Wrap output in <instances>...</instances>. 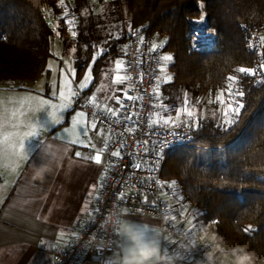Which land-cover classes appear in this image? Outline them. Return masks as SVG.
I'll return each instance as SVG.
<instances>
[{
  "label": "trees",
  "instance_id": "16d2710c",
  "mask_svg": "<svg viewBox=\"0 0 264 264\" xmlns=\"http://www.w3.org/2000/svg\"><path fill=\"white\" fill-rule=\"evenodd\" d=\"M64 1L77 13L86 0H0V81L33 79L44 71L55 32L45 9L58 15ZM114 1L123 6L127 22L109 50L95 59L94 71L108 54H120L126 30L132 27L146 34L162 33L164 54L174 57L166 67L172 79L161 78V100L173 90L196 96L225 90L227 77L239 74L235 69L251 67L252 54L244 46L240 23L251 27L264 23V0ZM201 4L205 24L214 34L209 48L192 44L193 21L201 18ZM92 20L79 18L75 59L79 69L92 60L96 47ZM242 90L245 107L237 122L227 126L223 115L220 121L206 116L196 120L200 127L191 142L166 155L160 176L179 182L186 198L208 222L216 221L214 230L226 240L248 244L264 257V86L244 76ZM249 225L254 231L245 234L242 229Z\"/></svg>",
  "mask_w": 264,
  "mask_h": 264
},
{
  "label": "crops",
  "instance_id": "0c3cea01",
  "mask_svg": "<svg viewBox=\"0 0 264 264\" xmlns=\"http://www.w3.org/2000/svg\"><path fill=\"white\" fill-rule=\"evenodd\" d=\"M57 34L60 42L65 44L58 31ZM110 57L111 63L105 57L96 71L92 65V78L87 86L82 88L75 83L73 92L91 94L96 105L107 113L109 107L117 109L116 98L124 96L122 83H114L118 74L116 64H123L122 46L120 54L116 52ZM91 63L93 57L88 65ZM101 73L105 75L101 77ZM119 74L123 75V68ZM42 75L43 72L17 84L0 81V264H53L50 247L67 245L75 231L86 222L105 164L103 148L108 132L92 129V122L86 115L78 117L77 114L84 111L74 105L73 97L59 102L57 93L60 88H54V95L50 96ZM80 77L76 76L75 80L80 82ZM53 113L59 123L52 121ZM169 116L168 111L156 116L154 120L159 123L154 126H169L171 123L164 125L162 122ZM171 118L176 119L173 111ZM40 126L41 136L25 141V159L18 154L16 140L33 127ZM84 128H87V134ZM43 140L58 143L66 152L58 164L52 162L51 173L40 183L31 179V165H40L46 159L42 153ZM85 144L94 148V155L100 152L101 164L76 156ZM128 214L134 219L143 217L150 225H159L154 216L131 211ZM154 235L150 230L149 238ZM117 254L119 250L115 248L112 255ZM83 260L80 257L75 264H83Z\"/></svg>",
  "mask_w": 264,
  "mask_h": 264
},
{
  "label": "built area",
  "instance_id": "2783aa9c",
  "mask_svg": "<svg viewBox=\"0 0 264 264\" xmlns=\"http://www.w3.org/2000/svg\"><path fill=\"white\" fill-rule=\"evenodd\" d=\"M64 9L58 15H51L49 9L45 14L49 18L52 27L64 29L67 32L77 31L80 23L76 12L71 5L64 1ZM66 11V12H65ZM199 20V19H198ZM71 21V23H69ZM243 31L244 46L252 54L251 67H257L262 62V45L264 44V23L257 27H251L243 22L240 23ZM202 29L211 31L210 35L203 36ZM199 34V36H198ZM143 37V42H141ZM214 40L213 31L206 26L205 20L201 24H194L192 27V44L197 48H209ZM249 43L255 48H249ZM153 44L157 47L153 51ZM164 35L160 32L146 34L135 27L130 28L122 44L123 55V76L130 77L122 83L124 90L133 100L121 98L124 108L120 115L112 117L111 113L101 110L95 103L91 94L78 91L73 96V103L79 106L86 117L95 122L96 129L108 132L109 136L103 148L105 157L104 168L99 180L98 193L92 204L86 222L80 226L65 246H51L49 249L53 264H75L80 257H83V264H106L113 257L112 251L116 247L98 249L89 248L85 241L93 233L105 238L106 233L99 232L98 224L114 205H120L128 211L154 216L158 219L159 225L174 233L177 243L163 241L162 247L169 252H179V240L187 233L189 221L198 223L200 220L208 221L201 215V210L195 208L186 198L182 185L173 179H163L160 171L166 155L182 145L189 144L193 132L200 127V123L192 121L191 118H181L175 125L172 123L164 128L149 126L150 120H154L164 109V103L157 97V84L160 85V68L162 63L160 57L164 54ZM231 76H241L234 74ZM252 84L264 86V76L257 74L249 76ZM244 76L234 84L242 90ZM231 83L228 79L225 82V104L226 110L228 101L227 86ZM242 100V98H239ZM128 113H133L132 122L125 123L120 119ZM225 116V115H223ZM138 118V119H137ZM120 120L117 124L116 120ZM195 122V124H194ZM139 142V143H137ZM121 145H126L121 150V158L113 157L112 152L120 150ZM82 158H91L94 155V148L82 147L79 149ZM141 164L140 169L134 165ZM124 193L123 199L116 194ZM96 209H99L97 212ZM139 210V211H138ZM169 217L166 224H163L162 217ZM175 217V219H173ZM213 230V226H210ZM117 240L114 233L108 234ZM206 249L202 246L193 252L183 253L177 264H196Z\"/></svg>",
  "mask_w": 264,
  "mask_h": 264
},
{
  "label": "clouds",
  "instance_id": "9594fccd",
  "mask_svg": "<svg viewBox=\"0 0 264 264\" xmlns=\"http://www.w3.org/2000/svg\"><path fill=\"white\" fill-rule=\"evenodd\" d=\"M33 136H41V133H34ZM65 152L66 149L58 143L43 140L42 153L46 159L40 165H31V179L43 183L52 171V162L58 164ZM168 219L167 215L163 216V224H166ZM212 224L214 221H189L187 233L179 240V252H169L162 247V239L177 243L174 233L163 225H150L143 217L134 219L126 209L116 205L99 222L98 229L102 233H114L125 242L119 254L106 261V264H177L183 253L193 252L200 246L206 251L196 260V264H264V257H259L248 244L231 243L218 231L213 230L210 227ZM150 230L155 234L153 238H149ZM112 243L111 239L101 238L97 233H93L85 241L89 248L94 246L98 249L108 248Z\"/></svg>",
  "mask_w": 264,
  "mask_h": 264
},
{
  "label": "rangeland",
  "instance_id": "374dc122",
  "mask_svg": "<svg viewBox=\"0 0 264 264\" xmlns=\"http://www.w3.org/2000/svg\"><path fill=\"white\" fill-rule=\"evenodd\" d=\"M124 13L125 12L123 6H121L120 3L115 2L114 0H86L85 3L79 6L78 12L76 13L78 20L79 18H83V20L86 22L88 18L92 17V21L95 24L94 44H96V47L93 51V55L95 54L96 57H99L103 54V52L109 50V46L113 42V39L119 36L121 31L123 30V23L125 24L127 22ZM128 30L129 28L126 30V32ZM57 31L60 33L61 38L65 44L60 42V40L57 38V36L59 35H56ZM72 32L73 31H61L60 28H57V30L54 32L53 36L50 39L51 54L47 59L46 66L42 75V78L44 80L43 82H45L49 87L50 96L54 95V88H60L59 92L57 93L59 102L65 101L61 98V91H64L66 95L69 93V90L71 91V93H73L75 90V83H77L79 86L85 83V76L88 74L89 66L93 65L92 68H94L93 63H91L90 65L84 64V66H82L80 69L76 67L74 60L77 58V43L76 36H73ZM75 32L77 33L78 30ZM200 34H202L203 36H207L211 34V31L202 29ZM80 49L81 55L83 56L85 46H80ZM105 55H107V53ZM110 55L111 54H108L107 56V60H109L108 63H111L112 60ZM79 75L81 76L79 79L80 82H77L75 78L76 76L79 77ZM101 75V77H103L105 74L101 73ZM167 76V68H165L164 72H162L161 74L162 80L164 77L165 81V78ZM11 82L12 84H17L24 82V80H15ZM57 84L59 85V87L57 86ZM70 84L72 85V87L70 86ZM221 91H224L225 93V90H223L222 88L196 96L189 91L173 90L171 91V94L166 97V100L164 98L163 100H161V102L164 103V109L162 110L161 114L164 115V112L168 111V115L171 116L172 111L176 113V111L179 110L182 118H189L184 111V99L186 96L189 101L187 108L188 110L194 112V117L191 118L192 121L199 120L200 118L205 116L213 117L216 121H220V115H224L225 110L216 98L221 93ZM225 98L226 94L224 95L223 99L225 100ZM209 101H211V103H209Z\"/></svg>",
  "mask_w": 264,
  "mask_h": 264
},
{
  "label": "snow or ice",
  "instance_id": "6c2138e0",
  "mask_svg": "<svg viewBox=\"0 0 264 264\" xmlns=\"http://www.w3.org/2000/svg\"><path fill=\"white\" fill-rule=\"evenodd\" d=\"M198 4H200V0H198ZM201 18L199 20H196V21H193V23L195 24H201L204 22V18L206 16V13L203 11V5L201 4ZM69 23H71V21H69ZM76 32L73 31L72 32V35L73 36H76ZM262 40H264V38H261ZM141 42H143V37H141ZM157 45L156 44H153V51H155ZM248 47L251 49V48H255L256 46L252 43H249ZM258 55H264V54H261L258 52ZM96 59V56L94 55L93 56V63ZM160 61L161 62H173L174 61V57L172 55H169V54H165V55H162L160 57ZM167 67V63H162V66L160 68V71L161 72H164L165 68ZM123 68V64L121 62H117L116 64V70H117V75L115 76L114 78V83H123L125 79H129L130 77H125L123 75H120L119 72L122 70ZM235 71L239 74H241V76H228L227 79L228 81H230L231 83H229V85L227 86V96H228V101H227V104H226V110L224 112V115L226 117V120L224 121L225 125L227 126H231L233 125L234 123L237 122V119L239 117V114L241 112V109H243L245 107L244 103L239 99V98H242L245 96V92L243 90H241L240 88L238 87H234V84L237 83V81L239 79H241L243 76H256L257 74H260L261 76H264V62H261L257 67H252V68H249V67H238L237 69H235ZM91 79V65L89 66V69H88V74L85 76V83L81 85V87H86L87 86V82H89ZM172 79L171 76H167L165 78V82H168ZM157 89H159V84H157ZM128 90L125 89L124 90V98L128 99V100H133V97L132 96H129L128 94ZM61 95V98L64 99V100H70L72 95H74L73 93H71V91L69 90V93L66 95L64 91H61L60 93ZM225 93L224 91H221V93L217 96V100L219 101V103L221 105H224L226 102L225 100L223 99ZM159 96V92L157 91V97ZM116 102L118 104L121 105V109L125 107V105L123 104V101L121 100V98L117 97L116 98ZM209 103H211V101H209ZM189 104V101L188 99L186 98L185 96V99H184V111L187 115V117L189 118H192L194 117V112L191 111V110H188L187 108V105ZM121 109H113V108H107V111L109 113H111V116L112 117H117L120 115V111ZM63 110V109H62ZM167 110V109H166ZM85 114L83 112H80L77 114L78 117H82L84 116ZM134 114L133 113H128L127 115L125 116H121L120 119L124 120L125 123L127 124L128 122H132V116ZM138 119V118H137ZM180 120V111L177 110L176 111V119L175 120H172L171 116H169L167 119H163V124L164 125H168L169 123H172L173 125L177 124ZM52 121L54 123H59V119L56 118V115L55 113L52 114ZM116 123L119 124L120 123V120H116ZM158 121H155V120H150L149 122V126L151 127L152 125L156 124L158 125ZM195 124V122H194ZM97 127L96 123L95 122H92L91 123V128L92 129H95ZM41 126L40 127H33L30 131L28 132H25L23 135H20L18 137V139L16 140V144H18V148H19V155H21L23 158H27L26 157V151H25V141L30 138V137H34L33 134L34 133H37V134H40L41 133ZM67 131V130H65ZM84 133L87 134V128H84L83 129ZM225 131H227V128H225ZM73 143H76V141H73ZM139 143V142H137ZM89 145L85 144L84 147H88ZM5 147L7 148L8 145H5ZM92 147H95V145H92ZM126 147V145H121V149L120 150H117V151H114L111 153V155L113 157H118V158H121V150ZM13 150H15L13 148ZM76 156L77 157H80L81 156V153L80 152H76ZM85 159H91L95 164L99 165L101 164V154L99 151H97V153L89 158V157H84ZM134 167L136 169H140L141 168V164L139 163H136L134 165ZM173 184L176 183V181H173L172 182ZM95 187V186H93ZM120 199H123L124 197V193L121 191L119 193L116 194ZM118 207H120V205H117ZM96 211L98 212L99 209H96ZM173 219H175V217H173ZM214 223H216V221H214ZM242 231L247 234L249 232H252L254 231L253 227L251 225L245 227L242 229ZM105 239H111L113 241L112 245L108 248H112V247H116L119 252H120V249L122 247L125 246V242H121L120 239L119 240H114L112 238V236H109L108 234H105Z\"/></svg>",
  "mask_w": 264,
  "mask_h": 264
},
{
  "label": "water",
  "instance_id": "95a60500",
  "mask_svg": "<svg viewBox=\"0 0 264 264\" xmlns=\"http://www.w3.org/2000/svg\"><path fill=\"white\" fill-rule=\"evenodd\" d=\"M262 54H264V44L262 45ZM262 62H264V55H262Z\"/></svg>",
  "mask_w": 264,
  "mask_h": 264
}]
</instances>
